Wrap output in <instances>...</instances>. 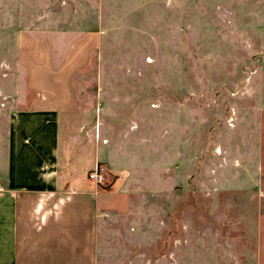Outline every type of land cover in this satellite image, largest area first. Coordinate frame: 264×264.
<instances>
[{
	"label": "rangeland",
	"instance_id": "374dc122",
	"mask_svg": "<svg viewBox=\"0 0 264 264\" xmlns=\"http://www.w3.org/2000/svg\"><path fill=\"white\" fill-rule=\"evenodd\" d=\"M88 32L50 168L84 189L104 164L100 190L127 195L98 264H264V0H0V184L34 158L11 154L37 120L31 66Z\"/></svg>",
	"mask_w": 264,
	"mask_h": 264
},
{
	"label": "crops",
	"instance_id": "0c3cea01",
	"mask_svg": "<svg viewBox=\"0 0 264 264\" xmlns=\"http://www.w3.org/2000/svg\"><path fill=\"white\" fill-rule=\"evenodd\" d=\"M99 43V34L88 32L71 44L57 68L49 54L31 66L29 88L36 97L27 113L37 120L28 125L27 140H13L11 154L27 142L34 158L23 171L12 163L0 184V264H98L100 216L128 210L125 193L91 183L84 189L60 186L50 168L58 118L72 103L70 79Z\"/></svg>",
	"mask_w": 264,
	"mask_h": 264
},
{
	"label": "built area",
	"instance_id": "2783aa9c",
	"mask_svg": "<svg viewBox=\"0 0 264 264\" xmlns=\"http://www.w3.org/2000/svg\"><path fill=\"white\" fill-rule=\"evenodd\" d=\"M109 172L104 164L95 165L89 173V181L97 188L107 187L109 185Z\"/></svg>",
	"mask_w": 264,
	"mask_h": 264
}]
</instances>
